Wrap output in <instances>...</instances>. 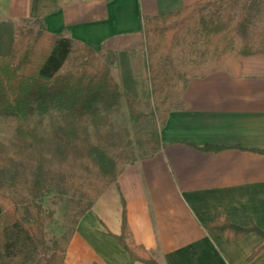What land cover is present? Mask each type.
I'll return each instance as SVG.
<instances>
[{"label": "trees", "instance_id": "obj_1", "mask_svg": "<svg viewBox=\"0 0 264 264\" xmlns=\"http://www.w3.org/2000/svg\"><path fill=\"white\" fill-rule=\"evenodd\" d=\"M262 14L264 0H198L177 11L143 16L145 58L161 123L181 104L191 79L221 68L239 77L241 55L264 53V26L254 30ZM35 21L39 28L0 21V117L19 120L13 144L0 139V264H66L67 246L81 217L136 161L127 158L133 146L129 129L112 128L123 93L110 66L93 48L50 33L40 19ZM126 55L117 52L111 62ZM127 103L130 118L139 121V100L129 96ZM49 116L54 121L45 140L33 123L42 125ZM155 136L158 147V131ZM47 145L55 149L52 158L43 152ZM53 186L74 195L76 210L65 244L47 237L46 223L53 214L42 199ZM204 227L229 243L259 234L263 243L248 260L264 249L263 229L236 225L218 207ZM108 234L132 259L160 264L133 241L126 210L120 234Z\"/></svg>", "mask_w": 264, "mask_h": 264}, {"label": "crops", "instance_id": "obj_2", "mask_svg": "<svg viewBox=\"0 0 264 264\" xmlns=\"http://www.w3.org/2000/svg\"><path fill=\"white\" fill-rule=\"evenodd\" d=\"M196 1L0 0V21L40 19L110 61L124 51L122 81L132 85L128 59L144 52L143 16ZM240 60L239 77L221 68L189 81L158 128L155 153L127 164L81 217L66 264H145L108 234H120L124 210L133 241L160 264H264V249L248 260L259 234L229 243L204 227L218 207L232 223L264 230V53Z\"/></svg>", "mask_w": 264, "mask_h": 264}, {"label": "rangeland", "instance_id": "obj_3", "mask_svg": "<svg viewBox=\"0 0 264 264\" xmlns=\"http://www.w3.org/2000/svg\"><path fill=\"white\" fill-rule=\"evenodd\" d=\"M241 9V7H240ZM20 28H39L40 25L35 20L13 21ZM264 26V14H262L255 23V31L260 30ZM146 48L142 54L130 56L128 61L131 64V71L136 75V82L132 85L124 83L125 68L120 61L112 63L106 56H99L101 61L108 64L121 85L122 99L119 108L112 116V128L116 130L121 127H127L130 132L133 146L127 151L128 162L138 160L147 154L151 153L156 147L155 135L161 124L159 116L155 114L154 100L152 96V85L149 80L148 62L145 58ZM176 94V93H175ZM179 93H177L178 95ZM134 96L139 102L140 111L143 116L139 121H134L130 118L127 97ZM179 104V100L175 102ZM53 113L57 110L53 109ZM52 117H46L42 125L33 123L37 127L42 137L47 140L53 123ZM19 120L13 115H4L0 117V139L7 145H12L16 133V128ZM94 129L91 128V132ZM43 152L47 158H52L55 152L54 147L48 148V145L43 147ZM43 206L53 214V218L46 223L47 237L50 242L59 241L65 244L72 229V214L76 210L74 204V195L71 191L66 190L61 186H53L42 199Z\"/></svg>", "mask_w": 264, "mask_h": 264}]
</instances>
